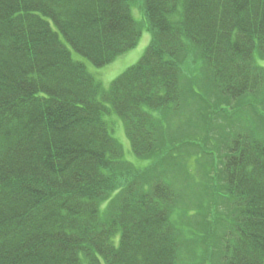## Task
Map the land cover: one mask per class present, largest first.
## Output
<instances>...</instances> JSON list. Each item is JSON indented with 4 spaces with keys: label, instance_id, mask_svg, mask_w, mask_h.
Here are the masks:
<instances>
[{
    "label": "trees",
    "instance_id": "trees-1",
    "mask_svg": "<svg viewBox=\"0 0 264 264\" xmlns=\"http://www.w3.org/2000/svg\"><path fill=\"white\" fill-rule=\"evenodd\" d=\"M144 28V55L107 90L73 58L110 65ZM186 73L219 94L202 96ZM263 98L264 0H0V264H264ZM228 100L249 121L214 125ZM184 110L203 126L196 140L183 138ZM111 113L146 168L125 159ZM174 149L206 158L203 182L187 177L209 199L189 227Z\"/></svg>",
    "mask_w": 264,
    "mask_h": 264
},
{
    "label": "rangeland",
    "instance_id": "rangeland-1",
    "mask_svg": "<svg viewBox=\"0 0 264 264\" xmlns=\"http://www.w3.org/2000/svg\"><path fill=\"white\" fill-rule=\"evenodd\" d=\"M132 11L133 14L135 16L136 21L143 25L146 24V18L145 15L143 13V10L141 8V4H137L136 6L132 7ZM151 36L150 34L145 30V28L143 29V35L141 37V40L138 44V46L131 50L130 52L124 54L121 57H118L113 63H111L110 65H107L105 67L102 68H96L94 67L91 63H89V61L85 60L82 56L76 54L73 52V58L77 61H82L86 64V67L88 69V71L95 77V79L97 81H99L101 83V85L103 86V88L105 90L110 88L111 83L116 80L120 75H122L127 69H129L130 67H132L133 65L137 64L138 61L142 58V56L144 55L146 49L149 46L150 43V39ZM187 78H185V81L187 83H189V80H191L194 84V87H196L197 92H199V94H201L202 96H210L211 94H219L218 92H215L210 85L207 83V80L205 77H200L199 74H188L186 73ZM191 84V83H190ZM189 84V85H190ZM188 85V86H189ZM196 85V86H195ZM197 99H194V101L191 103L192 107H191V114H196L198 109L194 108L196 107V104L202 102L201 100H204V98L197 96ZM262 99V98H261ZM200 101V102H199ZM264 101V98H263ZM207 102V101H206ZM227 102H229V106L226 107H219L218 111L221 113L217 114V118L218 120L216 121V123H214V125L219 126L222 125L223 127L226 126V124L228 126L231 127H235L236 125L239 126V124L241 122H243V120L245 119L244 116L246 115V119L244 122L249 121L248 118V113L249 110L248 108H246V104L239 105V110L242 112L243 114V118L241 119H234V117L232 119H234L235 121H233L232 123L226 122L229 121V119L226 118V116L221 117L222 115H228L232 114V113H236L238 112V109L235 108V104L236 101L235 100H228ZM213 105H216L215 108H217V105H219V100L218 98L216 99V101L211 102ZM230 103L233 107V109L230 110ZM207 104V103H206ZM210 109L213 112L214 108H210L209 105H206L205 107V111H206V115L209 116L210 114ZM202 113H204V107L201 108ZM182 112V111H180ZM183 116L181 117V120L178 119L180 114H173L170 113V117H173L175 119V122L177 120H179L178 125H181V129L184 133V137L185 139H195V137H193L192 135L195 134V131L193 128H195L199 134L203 135V126L202 124L199 123H191L189 124V121L186 119L187 117H190V113H185V110ZM217 111L215 110V115H216ZM245 113V114H244ZM241 115V114H240ZM251 116V115H250ZM105 120L108 122L112 136L119 141V143L123 146L124 149V153H125V159H127L128 161H130L131 163H133L135 166H137L138 168L144 169L148 166V164L145 161H141L139 159H137L132 151L131 148V144L129 139L126 136V130H125V125L124 122L115 114V113H111L110 115H107L104 117ZM171 122H174V120H170ZM257 124V121L255 122V126ZM184 129V130H183ZM174 130V129H173ZM221 130H219L218 128L216 129V131H212L211 133H209L208 136V142L209 144H213L210 142V140H213V138H216V140H218L217 143L220 142L222 137H218L217 135ZM207 133V132H206ZM183 135L180 134V138ZM201 137H199L200 139ZM198 139V138H197ZM196 140V139H195ZM201 140V139H200ZM172 151V150H171ZM177 151V155L182 156L183 160L185 161V166L183 165V163L181 164H175V168H176V175L175 178H169L172 183L174 184L175 188L180 192H182L183 198L181 199V201H179L176 205L177 208H180L179 211H181L182 213H186L183 218H182V222L184 224V226H190V225H196V224H200L201 219H199V209L203 210V207H207V203H209V199L205 198L203 196V194H199V192H195L192 191V186L189 183L188 179V175L192 176V179L194 181L195 184H200L201 182H203L202 179V172L203 171V167H200L198 165V162L205 160L206 158H203L202 156L199 155V157H193L192 155H195V153L191 152V151H195V150H191V149H182V150H175ZM196 152H199L196 149ZM175 155V153L173 154ZM179 156V158H181ZM177 158V157H176ZM208 164V163H206ZM172 167V166H171ZM187 172H189V174H187ZM192 179H189L190 182ZM209 197V196H208ZM204 220V219H203ZM199 232H196L197 234H200V230H196ZM183 240L185 238H191L189 236H186L184 234H182ZM197 238V237H196ZM185 241H187L185 239ZM199 245H200V249H199V254L201 255V253H203L205 251V246L202 242L198 241ZM185 261L187 258L190 257L191 253L194 251V245L192 241H188L185 243ZM206 254V253H205ZM187 262V261H186Z\"/></svg>",
    "mask_w": 264,
    "mask_h": 264
}]
</instances>
